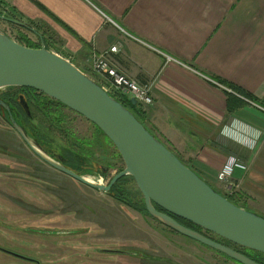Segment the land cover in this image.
<instances>
[{"label": "crops", "instance_id": "1", "mask_svg": "<svg viewBox=\"0 0 264 264\" xmlns=\"http://www.w3.org/2000/svg\"><path fill=\"white\" fill-rule=\"evenodd\" d=\"M0 1L29 26L32 42L43 40L80 70L119 46L117 71L151 84L153 134L214 188H223L217 175L237 160L245 169L234 170L228 197L264 217V0ZM211 81L242 90L263 109L245 102L228 112V94Z\"/></svg>", "mask_w": 264, "mask_h": 264}, {"label": "rangeland", "instance_id": "2", "mask_svg": "<svg viewBox=\"0 0 264 264\" xmlns=\"http://www.w3.org/2000/svg\"><path fill=\"white\" fill-rule=\"evenodd\" d=\"M4 9L1 13L15 20L9 8ZM0 31L26 46L22 33L27 35L31 30L0 19ZM81 71L103 85L104 78L92 71V64L91 70ZM31 111L33 122L47 133L54 147L62 145L95 161L93 172L105 166L106 159L110 160L108 166L113 170L100 181L104 186L124 167L113 144L105 142L85 118L60 108L54 115L62 121L50 124L52 112V117L45 116L34 103ZM142 112L146 114V110ZM146 125L149 127L147 121ZM18 154L21 161L16 159ZM112 154L114 159H110ZM19 168L24 178L17 177ZM93 172L86 177L99 183ZM29 177L47 181L48 186L32 182ZM225 186L224 183L223 188L211 187L228 197ZM125 187L126 198L141 205L143 197L131 177L125 180ZM206 234L249 254L209 232ZM0 247V264H239L189 238L179 234L176 237L159 222L128 209L109 194L58 173L34 155L1 111ZM4 249L8 252L1 251ZM116 252L123 254L113 255Z\"/></svg>", "mask_w": 264, "mask_h": 264}, {"label": "water", "instance_id": "3", "mask_svg": "<svg viewBox=\"0 0 264 264\" xmlns=\"http://www.w3.org/2000/svg\"><path fill=\"white\" fill-rule=\"evenodd\" d=\"M2 19L31 30L18 21ZM8 88L35 90L79 114L108 138L124 164L108 186L88 181L86 176L64 166L61 159H52L11 105L0 99L1 113L9 125L50 167L107 194L115 183L129 176L143 197L148 215L164 227L239 264H259L175 218L229 244L264 255V217L231 202L211 187L129 109L68 59L47 49L43 40L40 48H29L0 31V91ZM19 103L30 117L26 99L20 97ZM130 103L136 106L137 102L132 98Z\"/></svg>", "mask_w": 264, "mask_h": 264}, {"label": "trees", "instance_id": "4", "mask_svg": "<svg viewBox=\"0 0 264 264\" xmlns=\"http://www.w3.org/2000/svg\"><path fill=\"white\" fill-rule=\"evenodd\" d=\"M5 7L3 6V4H2V2L0 1V19L1 20H5V19H2V17H4V18H7V19H11V20H14V19H12V18H10V16H7V15H4V14H2L1 12V9H4ZM4 13H5V9H4V11H3ZM16 21H17V19H15ZM6 21V20H5ZM20 22V21H19ZM12 24H14V23H12ZM14 25H17V24H14ZM17 26H19V25H17ZM26 26V25H25ZM19 27H21V26H19ZM27 28H29V26H26ZM22 33V32H21ZM6 34V33H5ZM22 40L24 41V44L26 45V47H29V48H40V45L39 44H36V43H34V42H32L29 38H28V36L26 35V34H24V33H22ZM20 42V41H19ZM47 49H49L48 47H47ZM229 88H231L234 92H236L237 94H239V95H241V96H243L244 98H247V99H249V100H251L252 102H255L254 101V98H252L251 96H249L248 94H246L245 92H243L242 90H240V89H238V88H235V87H233V86H228ZM19 89H21V88H8V89H5V90H3V91H0V99H2V100H4L6 103H8V104H10L11 105V107L13 108V110H15L16 112H17V114L19 115V117L23 120V122L25 123V125L28 127V129L30 130V133H31V135L32 136H34L35 137V139L37 140V142L45 149V150H47V148H45L44 146H46V147H50V146H52V147H54L53 146V142H50V141H48V135H47V133H45V132H43L34 122H33V114H31V116L30 117H28L27 115H26V113L24 112V110L22 109V107H21V105H20V103H19V101L15 98V94H16V92L19 90ZM34 91V90H33ZM116 100H118L121 104H123V106L124 107H126L127 109H129L134 115H135V117L150 131V132H152L148 127H147V125H146V121H147V116H146V114L144 113V112H142V111H140L139 110V108L137 107V106H132L131 105V103H130V101H126V100H124V99H121V98H119V97H117V96H115V95H112ZM234 95H232V94H228V106H227V109H228V112H232V111H234L235 109H237V108H239V107H241V106H243V105H245L246 103H245V101H243L242 99H240V98H238V99H240V100H237L236 98H234L233 97ZM238 101V102H234V101ZM53 101H55V100H53ZM59 106H61L62 108H66L64 105H62V104H60L59 102H57V101H55ZM44 103H41V102H37V101H35V105L40 109V111L45 115V116H51L50 114H49V112H52V114H53V116H54V118L52 117L51 118V123L50 124H58V123H60L62 120H61V118H59V117H56L55 115H54V113H57V112H54L53 110H52V108H50V110L49 111H47V112H44V111H42L43 110V108H42V105H43ZM60 108H58V110H59ZM0 111H1V109H0ZM56 111V110H55ZM5 120H6V122L9 124V122H8V119H7V117H5ZM53 122V123H52ZM153 133V132H152ZM97 134H99L104 140H105V142H108V144L109 145H112V143L108 140V138L97 128ZM99 142H101V141H99ZM168 147V146H167ZM55 149H58L57 148V146L55 147ZM64 149H67L71 154H73L75 151H73L72 149H70V148H63L62 150H61V152L62 151H64ZM170 149V148H169ZM171 150V149H170ZM172 151V150H171ZM78 153V152H77ZM80 154V153H79ZM120 156V155H119ZM73 170V169H72ZM89 170L90 169H85L83 172L82 171H80V172H78V173H80V174H82V175H84V176H87V175H89ZM74 171H76V170H74ZM124 180V179H123ZM123 180H121V181H119L115 186H114V188L110 191V193H109V195L111 196V197H113L116 201H118V202H120V203H122V204H124V205H126V206H128V207H130V208H132V209H134V210H136V211H138L139 213H141L142 215H145V216H148V217H150L149 215H148V213H147V211H146V209H145V205H144V201H142V204L140 205V204H136V203H133L132 201H130L128 198H126V196H125V193H123L122 191H118V188H119V186L120 185H122L121 184V182L123 181ZM228 200H230L231 202H233V203H235L232 199H230V198H228V197H226ZM236 204V203H235ZM238 205V204H237ZM151 218V217H150ZM153 219V218H152ZM179 223H181L182 225H184V226H186V227H188V228H190V229H192V230H195V231H197V232H199V233H201V234H204L205 236H207V237H209L206 233L207 232H205V231H203L202 229H200L199 227H196L195 225H193V224H191V223H189V222H186V221H184V220H181V219H177V218H175ZM154 220V219H153ZM154 221H156V220H154ZM162 225V224H161ZM168 229V228H167ZM170 230V229H169ZM170 231H172V230H170ZM173 232V231H172ZM175 233V232H174ZM210 238V237H209ZM212 239V238H211ZM214 240V239H213ZM246 250V249H245ZM238 251V250H237ZM246 251H248V253L249 254H247V253H243V252H241V251H238V252H241V253H243V254H245L246 256H248L249 258H251L252 260H254V261H256L257 263H259V264H264V255L263 254H260V253H257V252H253V251H249V250H246Z\"/></svg>", "mask_w": 264, "mask_h": 264}, {"label": "built area", "instance_id": "5", "mask_svg": "<svg viewBox=\"0 0 264 264\" xmlns=\"http://www.w3.org/2000/svg\"><path fill=\"white\" fill-rule=\"evenodd\" d=\"M107 21H110L107 18ZM121 32L129 37L130 39L136 41L137 43H140L150 49L151 51L161 55L164 57L166 64L175 62L173 58L170 56H167L160 52L159 50L148 46L147 44L141 42L140 40L132 37L127 32L121 30ZM119 46H113L106 52L99 54V55H93L92 57V71L96 74L102 76L104 79L103 85L106 91L110 92L111 90L118 93L119 98L124 99L126 101H129L131 98H134L137 102V107L141 111H145L149 106L153 104V98L151 96V84H141L137 82L136 80L129 79L126 76L120 74L117 71V67L114 60V55H117L120 53ZM215 86L219 87L223 91H225L227 94H232L243 101H245L247 104L257 107L259 109L261 108L257 103L252 102L251 100L244 98L243 96L237 94L234 92L231 88L224 86L220 84L219 82L211 81ZM112 92V91H111ZM110 92V93H111ZM264 110V109H263ZM245 169L243 165H241L237 160H229L224 167L221 169V171L217 175V179L221 183L227 184V186L232 188V185L230 183V179L232 178L233 172L235 169Z\"/></svg>", "mask_w": 264, "mask_h": 264}, {"label": "flooded vegetation", "instance_id": "6", "mask_svg": "<svg viewBox=\"0 0 264 264\" xmlns=\"http://www.w3.org/2000/svg\"><path fill=\"white\" fill-rule=\"evenodd\" d=\"M20 97H24L25 99H26V101H27V103H28V105H29V109H30V112H31V114H32V111H31V105L34 103L35 104V101H37V102H41V103H44L43 105H42V108H43V110L42 111H44V112H47V111H49L50 110V108H52V110L54 111V112H57L58 111V108H62L61 106H59L55 101H53V99H51V98H49V97H47L46 95H44V94H41V93H39V92H37V91H33V90H31V89H23V88H21V89H19L17 92H16V94H15V98L19 101V99H20ZM66 109H68L67 107H66ZM56 110V111H55ZM68 110H70V109H68ZM70 111H72V110H70ZM75 113V112H74ZM75 114H77V113H75ZM78 116H80L79 114H77ZM80 117H82V116H80ZM93 125V124H92ZM93 127H94V129H95V131H97V127H95L94 125H93ZM26 144V143H25ZM45 148H47V153L49 154V156L52 158V159H56L57 161L58 160H60L61 159V163L64 165V166H66V167H68V168H70V169H73V170H76V172H80V171H84L85 169H90L89 170V172L91 173V172H93V170H92V166H93V164H96L95 163V161H93V160H89V158H87V157H85L84 155H82V154H79V153H77V152H74L73 154H71L67 149H64V151H62L61 152V150L63 149V146L62 145H60L59 147H57L58 149H55V147H52V146H50V147H46V146H44ZM29 148V147H28ZM111 153V152H110ZM35 155V154H34ZM36 156V155H35ZM114 159L115 158V156L112 154L111 156H110V159ZM17 160H19V161H21L22 160V158H21V156L18 154L17 155V158H16ZM41 160V159H40ZM120 160L122 161V159H121V157H120ZM42 161V160H41ZM90 161H92V164L90 163ZM45 163V162H44ZM122 163H123V161H122ZM46 164V163H45ZM46 165H48V164H46ZM97 165V164H96ZM103 165H105V166H98L99 168H98V170H96V173L95 172H93L94 174L93 175H97L98 176V181L100 182V181H102L103 179H107L108 177H107V175L109 174V172L111 171V170H113V168L112 167H109L111 164H110V160H107L106 159V161H105V164H103ZM109 165V166H108ZM18 166H20V164L18 165ZM49 166V165H48ZM50 167V166H49ZM52 168V167H51ZM54 169V168H53ZM124 169V167L122 168V169H119L118 170V172L107 182V186L110 184V182L112 181V179L118 174V173H120L122 170ZM55 170V169H54ZM57 171V170H56ZM18 172V175H17V177L18 178H24L25 176H23L22 175V171H21V168H19V170L17 171ZM58 173H59V171H58ZM61 173V172H60ZM61 174H63V173H61ZM65 175V174H64ZM65 176H67V175H65ZM88 176V175H87ZM90 176V175H89ZM92 176V175H91ZM69 177V176H68ZM129 177V176H128ZM128 177H124V178H122V179H120L119 181H121V180H123L122 182H121V184L122 185H120L119 186V188H118V191H122L123 193H126V192H128V190L126 189V187H125V180L128 178ZM71 178V177H70ZM130 178V177H129ZM30 181H32V182H35V183H42V184H45V186H48V182L47 181H43V180H40V179H38V178H36V177H29L28 178ZM76 181V180H75ZM89 181V180H88ZM118 181V182H119ZM77 182V181H76ZM117 182V183H118ZM79 183V182H78ZM117 183H115L114 185H113V187L111 188V190L114 188V186L117 184ZM0 249H2V247H0ZM1 251H5V252H8V251H6L5 249L4 250H1ZM120 253L121 254H123V252H116V253H113V255H120ZM13 255H15L14 253H13Z\"/></svg>", "mask_w": 264, "mask_h": 264}, {"label": "bare ground", "instance_id": "7", "mask_svg": "<svg viewBox=\"0 0 264 264\" xmlns=\"http://www.w3.org/2000/svg\"><path fill=\"white\" fill-rule=\"evenodd\" d=\"M87 180H89L90 182H92V180H91V179H89V178H87Z\"/></svg>", "mask_w": 264, "mask_h": 264}]
</instances>
